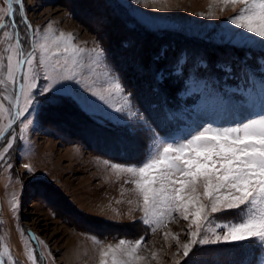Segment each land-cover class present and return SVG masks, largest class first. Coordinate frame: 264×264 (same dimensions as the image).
Here are the masks:
<instances>
[{
    "label": "rangeland",
    "instance_id": "obj_1",
    "mask_svg": "<svg viewBox=\"0 0 264 264\" xmlns=\"http://www.w3.org/2000/svg\"><path fill=\"white\" fill-rule=\"evenodd\" d=\"M73 1L24 0L33 29L38 30L34 39L43 42L40 37L45 30L52 35L71 33L73 43L89 54L85 56L86 66L80 69V83L61 81L57 87L64 85L67 91L55 99L35 96L36 104L30 114H25L27 119L20 117L0 142L6 147L13 134L17 137L0 159L1 250L8 246L14 264H32L29 253L37 257V264H99L100 249L115 246L120 239L134 243L143 237L138 250V255L145 258L142 264H184L180 245L189 239V221L174 212L159 227L144 224L140 219L142 200L131 182L133 177L122 170L123 166L140 165L149 147L144 125L138 119L130 120L128 111L143 115L160 133L136 97L134 79L142 81L152 65L150 61L162 58L168 45L172 51L178 47L203 49L218 58L236 51L243 54L236 68L225 64L221 76L197 75L194 67L186 75V87L179 92L178 104L173 108L165 106L172 124L166 135L160 133L165 139L170 135L185 138L209 124L235 126L264 113V62L259 68L264 50L237 35L242 30L230 25L228 18L236 15L240 6L225 5L222 0H87L88 5L86 0H75V5ZM6 7L7 0H0V10ZM13 7L18 9L15 4ZM109 19L113 22L109 23ZM5 23L10 25V19L5 18ZM24 27L21 24L19 31L27 53L32 48V38L28 31L25 39ZM9 31L10 26L0 30V57L5 65L0 74L5 77L6 57L11 54L5 49L16 44L15 33L10 40L4 36ZM124 40H129L130 46L123 47ZM93 48L102 54L97 57L91 52ZM35 51L38 56L39 49ZM186 57L184 51L178 73L183 72ZM157 64L165 67L166 62L160 60ZM199 64L209 63L202 60ZM161 74L163 79L167 75L163 69L157 71L158 76ZM37 83L42 88L45 81L41 77ZM117 83L124 90L122 95H128L131 101L125 112L115 111L123 104L114 91ZM16 93L17 85H0V103L9 109L0 118L2 124H7L8 116L15 113L12 104ZM9 96L11 102L4 99ZM28 122L24 138L20 139V129ZM88 131L109 138L93 136ZM113 136H118L121 146L135 158H120L118 151L107 150L119 143L112 141ZM101 149L104 153L99 154L97 150ZM25 165H30L32 171H27ZM55 172L61 174L62 180L54 178L58 176ZM67 178L66 189L63 180ZM54 194L58 201L51 198ZM88 197L98 205L91 206ZM224 219L233 217L227 214ZM173 237H178L179 243ZM238 251L237 243L198 245L189 264H231ZM255 264H264V249Z\"/></svg>",
    "mask_w": 264,
    "mask_h": 264
},
{
    "label": "snow or ice",
    "instance_id": "obj_2",
    "mask_svg": "<svg viewBox=\"0 0 264 264\" xmlns=\"http://www.w3.org/2000/svg\"><path fill=\"white\" fill-rule=\"evenodd\" d=\"M222 3L240 6L237 14L228 18L230 25L242 30L237 33L242 39L258 44L264 50V0H222ZM14 4L18 9L13 7ZM0 13V30L10 26L12 31L4 32V36L10 40L15 33L16 37V44L5 49L11 54L6 57V77L0 74V85L11 84L15 88L18 83L19 93L24 98L21 106L19 96L16 97L12 104L16 109L14 115L8 116L7 124L0 123V139H4L16 119L30 114L36 104L35 96L55 99L67 91L64 85L57 87L61 81L80 83V69L86 66L85 56L89 53L73 43L71 33L52 35L47 30L40 37L43 42L33 39V50L26 53L19 26H25V39L28 31L38 30L28 22L23 0H7V7ZM5 18L10 19V25L5 23ZM35 49H39L38 56ZM91 52L97 57L102 54L96 48ZM3 61L0 57V69L5 67ZM261 62H264V51L259 68ZM41 77L45 81L42 88L37 83ZM159 79H163L162 74ZM114 91L123 101L121 106H113L115 111L125 112L131 106L129 96L122 95L124 90L119 83L115 84ZM93 95L98 93L93 92ZM4 99L12 101L10 96ZM6 113L9 109L0 103V118ZM127 116L144 125L149 147L140 165L113 167H122L133 177L131 182L142 200L140 219L144 224L159 227L174 212L189 221V239L180 245L184 264H189L198 245L237 243L259 245L264 249V113L235 126L213 127L209 124L188 133L185 138L170 135L167 139L162 138L138 112L128 111ZM29 123H23L20 139L24 138ZM16 139L13 134L6 147L0 145L3 148L0 159L13 147ZM25 169L32 171L30 165H25ZM16 206L14 203L13 210ZM227 214L233 219H224ZM173 238L179 243L178 237ZM142 242L143 237L134 243L120 239L115 246L100 249L99 264H139L145 259L138 255ZM28 259L37 264V257L32 253ZM0 264H14L7 245L0 250Z\"/></svg>",
    "mask_w": 264,
    "mask_h": 264
},
{
    "label": "trees",
    "instance_id": "obj_3",
    "mask_svg": "<svg viewBox=\"0 0 264 264\" xmlns=\"http://www.w3.org/2000/svg\"><path fill=\"white\" fill-rule=\"evenodd\" d=\"M122 46H130V41L124 40L122 42ZM168 46L169 47L162 58L150 61V63L152 62V65L149 70L147 69V74L142 76V81L141 78L134 79V86L136 90H134V92H136L135 94L138 101L141 103V106L145 109L152 122L158 126L159 132L164 135L167 134L168 128L172 124V121L165 110V106L173 108L176 104H178L180 99L179 92L186 87V75L191 72L193 67L194 72L197 75H206V73H208L209 75L217 74L221 76L222 73H224L223 71H225V64H229L236 68L237 64L244 59V57H242L243 54L238 51L230 52L228 54L225 53L218 58L213 57L210 52L203 49L178 47L172 51V49H170L171 46ZM184 51L187 55L186 62L182 64L183 72L178 73L177 66L182 59ZM118 55L122 57L120 54ZM160 60H164L166 62L165 67H159L157 62ZM202 60H206L209 64L207 66L199 64ZM160 69H163L167 74L163 80L158 79L159 76L157 75V71ZM159 116L161 117L160 120L158 119ZM89 134L93 136L100 135L97 131H93ZM100 136H103L102 138H109L104 136V134ZM110 138L113 139L112 141H116L118 136ZM117 141L119 142V140ZM100 143L101 142H99V144ZM110 146L112 148H107V150H114L115 152L118 151V153H121L119 156L120 158H135L136 156L134 153L129 154V152L121 146V141L118 145ZM97 151L99 153H104L102 149ZM97 234L99 233L97 232ZM239 247L240 251L233 254L235 259L231 262V264H241L242 261L246 262V264H255L262 255V249L259 248V245L245 244L242 246V244H239Z\"/></svg>",
    "mask_w": 264,
    "mask_h": 264
},
{
    "label": "water",
    "instance_id": "obj_4",
    "mask_svg": "<svg viewBox=\"0 0 264 264\" xmlns=\"http://www.w3.org/2000/svg\"><path fill=\"white\" fill-rule=\"evenodd\" d=\"M23 2H24V0H23ZM25 8H26V7H25ZM26 17H27V19H28V22L31 23L30 18H29V16H28L27 12H26ZM31 24H32V23H31ZM30 33H31V38H32V42H33V39H34V31H30ZM32 50H33V48H31L30 51H32ZM17 96H19V103H20V105H21L22 95H20V93H19V84H18V83H17V93H16V97H17ZM16 97H15V102H16ZM15 110H16V109H15ZM19 119H20V118H18V119L15 120V122H14L13 125H12V128L9 129V132L15 127V125L18 123ZM9 132L4 134V138L9 134ZM2 140H3V139H0V142H1ZM2 208H3V207H2V200H1V196H0V234H1V229H2ZM0 250H1V247H0Z\"/></svg>",
    "mask_w": 264,
    "mask_h": 264
},
{
    "label": "bare ground",
    "instance_id": "obj_5",
    "mask_svg": "<svg viewBox=\"0 0 264 264\" xmlns=\"http://www.w3.org/2000/svg\"><path fill=\"white\" fill-rule=\"evenodd\" d=\"M74 1H75V0H74ZM74 1L72 2L73 5H75V4H74ZM81 1H82L81 3H83V0H81ZM79 2H80V0H79ZM79 2H78V4H79ZM87 2H88V1L86 0V3H87ZM84 3H85V1H84ZM86 3H85V5H86ZM72 4H71V6H70L71 9H72ZM82 5H83V4H82ZM87 5H88V3H87ZM77 7H78V6H77ZM77 7H76V8H77ZM73 8H74V6H73ZM74 9H75V8H74ZM80 9H81V8H80ZM75 10H76V9H75ZM77 10H78V9H77ZM77 12H78V11H77ZM78 14H80V13H78ZM78 16H80V15H78ZM78 16H77V17H78ZM112 19H113V18H111V20H112ZM115 19H116V18H115ZM115 19H114V20H115ZM111 20L109 19V23H110ZM111 22H113V21H111ZM114 22H115V21H114ZM115 23H116V22H115ZM115 23H114V24H115ZM112 24H113V23H112ZM108 25H109V24H108ZM111 27H112V25H111ZM107 28H109V27H107ZM112 28H113V27H112ZM115 28H116V27H115ZM109 30H110V29H109ZM108 32H110V31H108ZM108 32H107V33H108ZM102 33H103V32H102ZM108 35H109V36H108ZM108 35H107V37L110 38L111 34L108 33ZM110 39H111V38H110ZM72 113H73V112H72ZM71 117H72V116H71ZM66 118H68V117H66ZM75 118H76V117H75ZM63 121H64V120H63ZM65 121H67V120H65ZM74 121H75V120H74ZM65 123H66V122H65ZM74 123H75V122H74ZM63 126H64V125H63ZM64 127H65V126H64ZM71 127H72V126H71ZM73 135H74V134H73ZM88 149H89V148H88ZM89 150H90V149H89ZM53 152H54V151H53ZM99 154H100V153H99ZM65 155L68 156V154H65ZM94 160H95V159H94ZM70 161L73 162L74 160H73V159H70ZM85 162H86V161H85ZM81 165H82V164H81ZM59 177H61V176H59ZM58 182H60V181H58ZM44 192H46V190H45ZM46 194H47V192H46ZM57 194H58V193H57ZM51 198H52V199H55V200L58 201V198L56 197L55 194H54L53 196L51 195ZM61 198H62V197H61ZM62 199H63V198H62ZM76 199H78V201H79L80 203L84 202V199H80V198H78V197H77ZM88 200L91 202V204H93L94 201H93L92 198H89V197H88ZM69 202H70V201H69ZM88 203H89V202H88ZM95 204H96V203H95ZM100 204L102 205L103 203H100ZM100 204H99V205H100ZM65 206H66V205H65ZM55 208H56V207H55ZM101 238H102V237H101ZM162 252H163V251H162ZM146 261H147V260H146ZM139 264H142V262L140 261Z\"/></svg>",
    "mask_w": 264,
    "mask_h": 264
},
{
    "label": "crops",
    "instance_id": "obj_6",
    "mask_svg": "<svg viewBox=\"0 0 264 264\" xmlns=\"http://www.w3.org/2000/svg\"><path fill=\"white\" fill-rule=\"evenodd\" d=\"M97 163H98V161H97ZM55 168H56V170H57V167H55ZM98 168H99V167H98ZM64 170L68 171V167H65ZM56 174H58V172H55L54 175H56ZM59 175H61V174H58V176H59ZM58 176H54V178H57L58 180H62L61 177H58ZM63 183H64V185L66 186V189H67V188H68V178H67V180L64 179V180H63ZM67 191H68V190H67ZM101 203H102V202H101ZM88 204H90V203H88ZM94 205H98V204H91V206H94Z\"/></svg>",
    "mask_w": 264,
    "mask_h": 264
}]
</instances>
